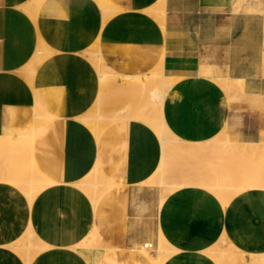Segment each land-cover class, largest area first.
I'll list each match as a JSON object with an SVG mask.
<instances>
[{
	"label": "crops",
	"instance_id": "1",
	"mask_svg": "<svg viewBox=\"0 0 264 264\" xmlns=\"http://www.w3.org/2000/svg\"><path fill=\"white\" fill-rule=\"evenodd\" d=\"M28 1L0 0V135L24 130L37 106L53 115L36 133L32 157L56 185L37 197L31 216L22 191L11 183L2 185L0 264H25L6 245L22 235L30 218L35 233L55 246L32 264L94 262L95 255L104 252L101 246L85 256L67 248L93 228L107 248L97 264H154L138 249L147 241L159 242L160 234L165 240L160 264H218L209 251L222 236L240 252L264 253V217L259 222L263 190L247 193L243 206L232 200L224 207L205 189L224 180L211 172L209 162L174 166L164 185L179 173H191L192 178L160 205L155 229L153 209L145 205L147 194L159 186L141 183L161 162L159 136L147 123L126 119L108 126L99 140L81 118L91 114L100 93L94 54H89L96 47L103 63L105 59L122 75L150 72L164 53L185 55L187 66L170 64L171 72L195 78L201 62L223 77L245 80L252 93H264V0H110L118 9L115 13H106L98 0H44L37 18L30 14ZM156 7L165 11L162 19ZM186 101L190 103V97ZM166 108L167 103L165 116ZM97 162L120 184L93 204L77 181Z\"/></svg>",
	"mask_w": 264,
	"mask_h": 264
},
{
	"label": "rangeland",
	"instance_id": "2",
	"mask_svg": "<svg viewBox=\"0 0 264 264\" xmlns=\"http://www.w3.org/2000/svg\"><path fill=\"white\" fill-rule=\"evenodd\" d=\"M92 1L94 2V0ZM26 3H30V5H32V0H29ZM162 58L165 60L163 66L164 72L170 75L171 77L173 76L172 78L173 80H171L172 86L168 93L166 122L169 125L172 136L176 135L177 137L185 140V142L183 143L172 144L173 150L170 156L172 164L170 170L165 174V177L168 174L169 175L171 174L172 170L174 169V166L186 164L188 161L194 160L198 162H209L211 166L210 167L211 172L223 175L224 176L223 183H225L226 185L229 184V187L226 192H219L217 189L212 188L210 184H207L206 185L207 187L205 189L209 190L210 192L214 191L213 194H216V196L221 200L222 205L224 207H227L232 200L234 203L238 204L239 206L245 205L244 200L246 199L247 193H250L255 189H261L264 191V171H262L264 170V166H262L263 165L262 162H264V148H263L264 147V93L262 91H255L254 93H252L249 84L244 82L243 86L241 87L236 82L237 79H233L228 76L223 77L219 74L217 68L208 65L203 66L201 62H200V72L198 76H196L195 78L193 76H188L185 72H178V71L171 72L168 68L170 64H175L176 66L179 67L182 66L185 68L188 62L187 56L183 55L180 57H172L171 55L164 53V56ZM90 60L92 61L91 58ZM104 62L106 63L105 59ZM150 72L144 75H148ZM226 78H230L232 81L226 82L228 83L226 84L224 82L225 81L224 79ZM218 79H220L219 80L220 83ZM221 81L224 82V85H222L223 83ZM155 83L157 86L159 85L158 81H147L146 85H142L141 83L134 84L132 86H128V89L127 86L125 88V86L120 87V86L112 85L111 88L109 87V89L112 91L108 89L107 95L102 100L101 112L106 116H111L114 113H116L118 110L126 106H130L132 109L138 111L150 110V109H146L144 106L146 105V102L148 100V94L150 92L148 90H151L155 86ZM211 84L212 86H210ZM225 84L229 86L230 91L229 90L228 91L231 93L227 91L228 87L222 88L226 86ZM135 88H137V90H135ZM208 89L209 91H207ZM145 92L147 94H144ZM188 97H190L191 99L190 103H187L186 101ZM220 97H223L221 103L219 102ZM134 104H136L135 106L136 108L134 107ZM142 104L143 106L141 107ZM96 107L97 104L92 110L91 114L95 112ZM135 120L142 121L141 119H135ZM216 136L220 142H218L217 139L216 140L214 139L215 140L214 145L203 144L205 140L213 139ZM200 141L201 144L199 143ZM221 141H223V143L227 147H225L224 144L221 143ZM226 141H230V142H226ZM231 141H233L232 142L233 144L231 143ZM244 143L247 144L244 145ZM229 145L231 147H229ZM22 146L23 147L20 146L21 148L19 147L16 150H14L13 156L15 158H18L17 163L23 160L21 163L24 165V167H27L29 165L28 164L29 158L26 148L24 147V145ZM237 146L238 148H236ZM242 146H245L244 148L246 149L240 148L239 150V147ZM237 150H239L240 152L243 151L244 157L242 152L241 153L239 152L241 154L239 155ZM246 150H248V153H253V154H250L249 156ZM187 155L188 157H186ZM3 158L4 156L1 154L0 160L1 159L3 160ZM220 165L222 167H220ZM227 173H229L230 175H228ZM191 176H192L191 173H186V172L179 173L177 177L174 179V182L169 183L167 186L163 185V187L157 184L158 181L157 177L153 179V181L155 180L154 183L151 181L145 184L148 186H153V185L159 186V187H154L150 191V193L147 194L148 204L145 205L152 207L153 209L151 213L152 215H154L155 229L157 226V217L160 209V202H159L160 197L164 195L166 199V197L171 192L179 188L177 187L176 189H174L173 187L174 184H178V183L182 184V182L185 180H191L192 178ZM230 179L233 180L231 181ZM252 181L255 182L256 184L253 183L254 185H252ZM247 185L248 186L250 185L252 187H248ZM221 193L222 195H220ZM241 199L244 200L241 201ZM44 202L47 203L48 200ZM263 217L264 214L259 222L262 221ZM150 242L153 243V246L148 248L146 247L145 248L146 251L144 252V254L147 255L148 257L151 256L152 258H154L157 256L156 248L158 245V239L156 238L155 241H147L142 245L148 243L150 244ZM100 246L101 249L106 253L107 248L105 244L102 243L100 244ZM214 247H218L226 251H229L231 249L233 250L232 252L236 254L237 261L233 260L228 264H232V263L244 264L245 261L248 262L249 260H251L248 257L245 261H241L240 259L241 252L234 246V244L231 243V241H229L226 238V236H222ZM160 256L161 258L165 256L164 251L160 253ZM257 263L264 264L262 262H257ZM218 264L220 263L218 262Z\"/></svg>",
	"mask_w": 264,
	"mask_h": 264
},
{
	"label": "bare ground",
	"instance_id": "3",
	"mask_svg": "<svg viewBox=\"0 0 264 264\" xmlns=\"http://www.w3.org/2000/svg\"><path fill=\"white\" fill-rule=\"evenodd\" d=\"M43 1L44 0H32V5H30V3H29L30 7L28 8V10H29L30 14L34 18H37L38 8L40 7V4ZM98 1L101 3L102 9L106 13H109V12L110 13H115V12L118 11V9L113 5V3L110 0H98ZM160 2H161V0H160ZM26 7H28V5ZM155 9L157 10V7ZM155 9H154V12L156 11ZM162 11H164V10H162ZM162 11L160 12L159 10H157L155 12L156 15L159 18H161V19L163 18V14H162L163 12ZM152 13H150V14H152ZM89 54H94V58H95L94 65L97 68V70L99 72V76H100V93H99L98 99L96 100L97 101V107H96L95 112L93 114H89V115L83 116L81 118L97 134L99 140H100L101 136L103 135L104 130L109 125H111L112 123L117 122L119 120L141 119L142 121L146 122L157 133V135L160 138V143H161V162H160L157 170L154 172V174H152V176L149 179H147L146 181L142 182L141 185H145V184H147L148 182H151V181L154 183L155 180L153 181V179L157 177V179H158L157 184L159 186L163 187V185L165 184V181H164L165 180V174L170 170L171 164H172L171 157H170L171 154H172V150H173V145L172 144L185 142L184 139L179 138L176 135L175 136L171 135V130L169 128L168 123L166 122L165 107H166V103L168 101V93H169L170 88L172 86V81L171 80H173L172 79L173 76L171 77L170 75H168V74H166L164 72V67L163 66H164V61L165 60L162 58L160 60L159 64L153 70H151V72L148 75L140 76V75H134L133 74L134 75L133 76V75H127V74L126 75L119 74L114 69H112L111 67H109L105 63H103V61L101 60V57H98L100 55H99V51H98L97 47L94 48L93 51H91ZM34 70H35V68L33 66L30 67L29 74H28L29 77L33 75ZM180 78H182V77H180ZM174 79H175V76H174ZM214 80H215V78H214ZM219 80L220 79H218V81ZM224 80L223 81L225 83L232 81L231 79H224ZM147 81H158V83H159L158 86L155 83V86L153 88L150 87L152 89L148 90L150 92L148 94L147 102L145 100L146 105L144 107L146 109H150L152 111H150V110L138 111V110L132 109L130 106H126L124 108H121L120 110H118L116 113H114L111 116H106V115H104L101 112V103H102V100L107 95L109 87L111 88V86L113 85V86H120V87L125 86V88H126V86H127V89H128V86H132L134 84H140L141 83L142 85H146ZM218 81H217V83H218ZM224 82H222L223 84L222 83L221 84L224 85ZM236 82L238 83L239 86L242 87L244 82H245V80L237 79ZM219 83H220V81H219ZM226 84H228V83H226ZM210 86H212V84ZM133 87H135V86H133ZM227 87H228V89H227V91H228L229 90V86L226 85V86H224L222 88H227ZM143 89H142V92H143ZM131 90H132V88H131ZM135 90H137V88H135ZM224 90H226V89H224ZM110 91H112V90H110ZM207 91H209V89ZM236 91H237V89H236ZM211 92H212V90H211ZM245 92H246V90H245ZM229 93H231V92H229ZM144 94H147V93L145 92ZM211 94H213V93H211ZM118 96H119V94H118ZM242 100H243V98H242ZM135 106H136V104H134V107ZM142 106H143V104L141 105V107ZM53 118H54L53 115L48 114L41 107L37 106L36 109H35L34 117H33L32 121H31V123L24 130H22V131H20V132H18L16 134H13V135H5V136H1L0 135V155L2 154L4 156L3 160L2 159L0 160V194H1V190H2V185L4 183H11V184L15 185L17 188H19L22 191L23 196L28 201L29 210H30V216H31L32 206L34 205V202L36 201L37 197L40 194H42L43 192H45L47 190L49 191V189H51L53 186L56 185V182H54V180H50V179L46 178V176L43 175L39 171V169L37 168V165L33 161V157H32V149H33L32 146H33V142H34V138L36 136V133L38 132V130L45 123L49 122ZM177 129H178V127H177ZM43 137H45V135L42 136V138ZM203 139H204V137H203ZM214 139L216 140L217 136L214 137L213 139H207L205 141L203 140L204 141L203 144L204 145H209V144H213L214 145V143H215ZM217 141L220 142L218 139H217ZM226 142H230V141H226ZM232 142L233 141H231V143ZM199 143L201 144V141ZM221 143L224 144L223 141H221ZM246 144L247 143H244V145H246ZM22 145H24V147L26 148V151H27V154H28V158H29V163H28L29 165L27 167H24V165L21 163L23 160H21L19 163H17L18 162V160H17L18 158H15L13 156L14 150L19 148L20 146L23 147ZM224 146H225V144H224ZM238 146L236 148H238ZM225 147H227V146H225ZM229 147H231V146L229 145ZM244 147L245 146L239 147V150H240V148H244ZM228 149H230V148H228ZM232 149H233V147H232ZM244 149H246V148H244ZM239 150H237L238 154L241 155L240 154L241 152L243 154V151L240 152ZM248 150H246L247 153H248ZM249 152H251V151H249ZM248 154L250 156V154H253V153H248ZM20 157H21V155H20ZM90 157H91V155H90ZM186 157H188V155ZM243 157H244V154H243ZM222 163H223V161H222ZM262 163H263L262 166H264V162H262ZM223 165H224V163H223ZM220 167H222V166L220 165ZM93 168L94 169L91 171V173L90 174L88 173L87 176H85V178L82 181H80L79 183L77 181V185L91 196L93 204L94 203L97 204V201L104 194H106L111 188L119 185L120 183L117 182L116 180L108 177L102 171L101 165H100L99 162H97L96 166L93 167ZM262 171H264V170H262ZM227 174L230 175L229 173H227ZM225 176H226V174H225ZM230 180L232 181L233 179H230ZM259 181H261V180H259ZM253 183L256 184L255 182L252 181V185H254ZM208 184H210V186L212 188L217 189L219 192H226L228 190V187H229V184L226 185L223 182L222 183L221 182H219V183H208ZM180 186H181L180 183L173 185L174 189H176L177 187H180ZM248 187H252V186L249 185ZM74 191H76V189ZM218 191H216V192H218ZM213 192L214 191H212V193ZM70 194H71V192H70ZM70 194H69V196H70ZM220 195H222V193ZM39 199H40V196H39ZM42 199H43V197H42ZM42 199H41V201H42ZM50 199H51V197H50ZM164 200H165V197L163 195V196L160 197V200H159L160 205L163 204ZM41 206H43V205H41ZM95 206L96 205H94L93 209H95ZM57 208H58V206H57ZM48 215H49V213H48ZM46 222H47V220H46ZM51 226H53V224ZM47 234H48V232H47ZM102 243H103V239L99 235V233L96 230V228H93L89 232V234L86 237L83 238V240L81 242H79L76 245L75 244L74 245H69V246H67V248L78 250L83 256H85V255L89 254L93 248L100 247V244H102ZM164 244H165V240H164L163 236L160 234L159 242H158V245H157V248H156L157 256L154 257V258H152L151 256L148 257V258H150L152 260V262L154 264H160L161 263L162 259H161L160 253L164 251ZM6 246H9L7 248H11L13 251H16L17 253H19L21 255V257H22V259H23L25 264H32V262H33V260H34V258L36 256H38L39 254L45 252L48 249H51V248L55 247V246H53L51 244H48L44 240H42V238H40V236H38L35 233L33 225H32V222H31V218H30V221L28 222V225L26 226L25 231L22 233V235H20L17 239L13 240L11 243H9V245H6ZM6 246L4 245V247H6ZM141 246L142 247H140L138 250L141 253L144 254V252L146 251L145 248L146 247L147 248L148 247H152L153 243L150 242V244L148 243V244H144V245H141ZM232 251H233L232 249L229 250V251H226V250H222V249H220L218 247H214V248L210 249V251H209L210 253L209 254H211V256L216 261H218L220 264H228L229 262H231L233 260H236V258H237L236 254H234V252H232ZM104 254L105 253L103 252V253H99V254L95 255L96 256L95 261L92 262V263L90 262L89 264H97L98 260L102 256H104ZM248 257L254 262L256 261V262L264 263V253H260V254H256V253H242V252L240 253L241 261H245Z\"/></svg>",
	"mask_w": 264,
	"mask_h": 264
}]
</instances>
